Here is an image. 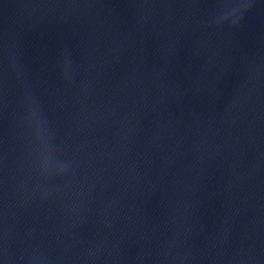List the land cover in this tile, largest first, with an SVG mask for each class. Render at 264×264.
Here are the masks:
<instances>
[{
    "label": "water",
    "instance_id": "water-1",
    "mask_svg": "<svg viewBox=\"0 0 264 264\" xmlns=\"http://www.w3.org/2000/svg\"><path fill=\"white\" fill-rule=\"evenodd\" d=\"M0 264H264V0H0Z\"/></svg>",
    "mask_w": 264,
    "mask_h": 264
}]
</instances>
